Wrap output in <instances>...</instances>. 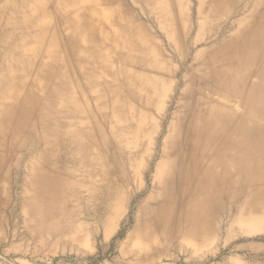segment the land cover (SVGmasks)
<instances>
[{
    "label": "rangeland",
    "instance_id": "374dc122",
    "mask_svg": "<svg viewBox=\"0 0 264 264\" xmlns=\"http://www.w3.org/2000/svg\"><path fill=\"white\" fill-rule=\"evenodd\" d=\"M253 1L240 0L243 6L229 10L212 0H0V53L6 57L5 49L16 46L24 58L11 60L30 67L22 93L34 82L43 84L36 70L52 65L53 56L73 87L72 103L56 108L57 115L72 122L73 131L97 124L105 141L123 146L104 150L103 190H89L82 176H67L78 188L59 219L37 224L3 210L0 264H264V197H242L248 212L220 214L215 232L202 241L139 243L130 215L152 190L170 125L188 89L197 86L205 54L234 32ZM231 103L242 111L237 101ZM139 116L140 135L134 137ZM133 138L135 147L126 148ZM115 164L125 178L109 197ZM90 183L96 187L100 181L93 177ZM128 193L130 200L121 204L119 196Z\"/></svg>",
    "mask_w": 264,
    "mask_h": 264
},
{
    "label": "bare ground",
    "instance_id": "6f19581e",
    "mask_svg": "<svg viewBox=\"0 0 264 264\" xmlns=\"http://www.w3.org/2000/svg\"><path fill=\"white\" fill-rule=\"evenodd\" d=\"M214 1L215 7L229 10L243 6L240 0ZM248 9L234 32L205 54L197 86L188 89L182 112L170 125L152 190L130 210L139 243L205 240L215 232L220 214L248 212L242 197H264V0H254ZM5 53L6 63L0 53V214L11 209L37 224L47 217L57 220L66 212L68 195L78 188L67 176H82L89 190H103L106 148L114 152L123 146L105 141L97 124L73 131L72 122L57 115L56 108L72 103L73 87L53 56L52 65L40 64L36 70L43 84L34 82L23 94L30 67L11 60L14 55L24 58L16 46ZM35 90L44 93L42 98ZM232 101L240 104V113ZM142 119L132 136L140 135ZM129 145L135 147L134 138ZM114 169L117 178L110 179L114 189L109 197L125 178L122 167L115 164ZM93 177L100 181L96 187L90 183ZM128 200L129 193L119 196L121 204Z\"/></svg>",
    "mask_w": 264,
    "mask_h": 264
}]
</instances>
